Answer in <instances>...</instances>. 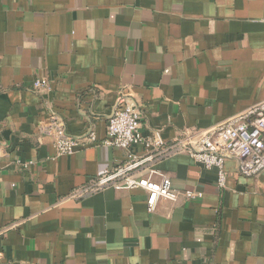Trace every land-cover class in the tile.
<instances>
[{
  "label": "crops",
  "instance_id": "0c3cea01",
  "mask_svg": "<svg viewBox=\"0 0 264 264\" xmlns=\"http://www.w3.org/2000/svg\"><path fill=\"white\" fill-rule=\"evenodd\" d=\"M118 99L168 145L263 101L264 0H0V264H264V171L233 158L223 186L155 162L179 197L152 213L141 189L85 192L126 160L102 144Z\"/></svg>",
  "mask_w": 264,
  "mask_h": 264
},
{
  "label": "built area",
  "instance_id": "2783aa9c",
  "mask_svg": "<svg viewBox=\"0 0 264 264\" xmlns=\"http://www.w3.org/2000/svg\"><path fill=\"white\" fill-rule=\"evenodd\" d=\"M45 86L46 81L41 78L33 83L35 89ZM139 123V112L123 99H118L107 120V136L102 144L125 150L126 160L96 179L86 193L108 187L141 189L146 193L147 212L152 213L158 200L175 202L179 197L170 179L153 167L164 157L184 154L205 169H215L219 186H223L226 180L224 165L228 158L235 159L241 176L254 177L264 171V100L210 129L187 133L169 145L161 138L143 135ZM51 136L56 157L72 155L80 143L55 120H52ZM88 139L94 142V133H89ZM134 147L140 149L139 154L132 151ZM31 164L28 162L25 166ZM156 176L160 180H155ZM183 194L187 199L201 197L200 193L191 191Z\"/></svg>",
  "mask_w": 264,
  "mask_h": 264
}]
</instances>
